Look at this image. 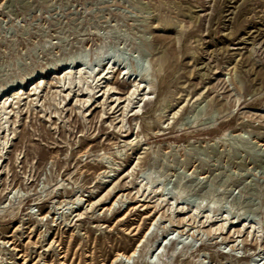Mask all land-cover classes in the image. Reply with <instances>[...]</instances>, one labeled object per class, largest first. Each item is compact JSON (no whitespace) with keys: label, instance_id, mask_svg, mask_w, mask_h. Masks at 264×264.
I'll return each instance as SVG.
<instances>
[{"label":"rangeland","instance_id":"obj_1","mask_svg":"<svg viewBox=\"0 0 264 264\" xmlns=\"http://www.w3.org/2000/svg\"><path fill=\"white\" fill-rule=\"evenodd\" d=\"M0 264H264V0H0Z\"/></svg>","mask_w":264,"mask_h":264},{"label":"bare ground","instance_id":"obj_2","mask_svg":"<svg viewBox=\"0 0 264 264\" xmlns=\"http://www.w3.org/2000/svg\"><path fill=\"white\" fill-rule=\"evenodd\" d=\"M104 69V68H103ZM110 71V70H109ZM108 72V71H107ZM107 72H105V74L107 73ZM102 77H103V75H102ZM131 94H133V91L130 93V95ZM150 229V228H149ZM149 231V230H148ZM132 255H134V253H132ZM117 260V258H115V260L114 261H116Z\"/></svg>","mask_w":264,"mask_h":264}]
</instances>
